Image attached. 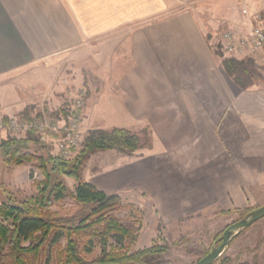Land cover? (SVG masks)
I'll use <instances>...</instances> for the list:
<instances>
[{
	"label": "crops",
	"instance_id": "obj_1",
	"mask_svg": "<svg viewBox=\"0 0 264 264\" xmlns=\"http://www.w3.org/2000/svg\"><path fill=\"white\" fill-rule=\"evenodd\" d=\"M205 1L0 0V121L24 107L11 81L19 74L126 33L121 52L116 45L109 52L112 71L123 68L116 89L88 95L87 111L116 108L127 118L123 128L147 131L149 147L131 156L104 152L116 165L91 184L108 195L136 194L163 227L204 211L257 207L264 202V86L240 89L224 72L207 41L218 27L199 14Z\"/></svg>",
	"mask_w": 264,
	"mask_h": 264
},
{
	"label": "rangeland",
	"instance_id": "obj_2",
	"mask_svg": "<svg viewBox=\"0 0 264 264\" xmlns=\"http://www.w3.org/2000/svg\"><path fill=\"white\" fill-rule=\"evenodd\" d=\"M244 9L248 10L249 14H254L264 10V6L261 9L251 10L249 4L243 2V0H208L199 6V14L204 18L206 26L210 29L213 26L218 27L217 33L209 35L207 39L214 55L218 51L222 58H229L216 46V39L226 29L240 30L243 25L245 26L246 20L242 15ZM126 36V33L118 38L111 36L113 40H116L114 41L116 44L112 43L110 37L108 44L105 42L101 45L102 41L93 42L92 49L89 52H82L78 57L62 56L39 65L23 75L19 74L20 77L18 78L20 80L11 81L13 82V88L20 94L24 107L20 114L13 117L18 118L19 115L24 113L31 117L42 113H63L73 104L76 98L82 97L85 102L82 143L89 130L99 127L104 129L127 127L129 124L125 114L118 112L116 108L110 109V111L106 110L101 115L98 111L93 115L88 114L87 111L89 97L103 92L111 94L115 91L117 74L119 71H123V68L115 66L112 71L109 52L113 54L112 47L116 45L115 53H120L124 41L120 45V50L118 42L120 43L121 39L123 40ZM104 41L107 40L104 39ZM99 56H105L106 58L102 61ZM216 58L221 60V58ZM243 59H250L253 62L254 71L258 74L253 77L251 87H263L264 50L237 60ZM140 130L139 126L133 132L139 133ZM0 135L2 140L8 138L22 139L26 136L12 135L2 130H0ZM28 146L30 153L55 156V149L52 144L39 141L35 145L29 144ZM2 155L3 153L0 150V161H2ZM110 161L112 162L110 163ZM115 165L116 159L107 158L105 153L91 155L84 163L83 179L89 183L93 180L103 182L104 177H102V174ZM42 180V173L36 169L35 163L24 164L23 166H7L3 161L0 162V204L6 202L7 199L20 201L34 195L36 193L34 183ZM63 182L73 192L74 181L63 178ZM117 196L123 209L115 216L119 217L124 224L133 221L130 218L141 217L140 231L129 252H136L152 246L165 249V253L155 257L162 264L196 263L204 256L203 253L209 252L224 230L244 218L247 211V209L221 213L204 211L163 227L160 221L155 218L151 207L143 203V200L136 194L130 192L121 195L118 193ZM259 203L257 207L255 206L252 209L264 205L262 201ZM52 210H60L65 215H72L76 211V205L74 201L67 198L56 204ZM136 212L141 215H137ZM59 243L62 246L65 241L60 240ZM113 243L114 240H110V244ZM99 254L100 249L96 247L92 249L91 253L84 255V259L91 263ZM49 255L47 253L45 264H53L54 250L51 256L52 262L49 260ZM223 259H231V264H264V218L243 230L237 237L235 236L223 251L220 260Z\"/></svg>",
	"mask_w": 264,
	"mask_h": 264
},
{
	"label": "trees",
	"instance_id": "obj_3",
	"mask_svg": "<svg viewBox=\"0 0 264 264\" xmlns=\"http://www.w3.org/2000/svg\"><path fill=\"white\" fill-rule=\"evenodd\" d=\"M215 56L221 58L224 72L240 89L252 86L253 77L258 74L250 59L222 58L218 51ZM60 114L65 112L53 115ZM19 116L26 120L29 117L26 113ZM1 121L5 124L8 118ZM147 136L146 130L139 133L125 128L89 130L79 151L67 160L30 153L28 145L39 143L34 133L22 139L2 140L0 150L5 165L35 163L43 180L34 183V195L20 201L7 199L0 204V264H45L47 253L52 262L53 250V264H162L155 257L165 253V249L152 246L129 252L140 231L141 217L130 218L133 221L124 224L115 216L123 209L119 197L98 190L82 176L84 163L91 155L114 151L131 156L149 145ZM63 178L74 181L73 192L65 186ZM67 198L76 205L72 215L52 210ZM252 210L247 209L246 214ZM60 240L65 244L61 246ZM110 240L114 243L110 244ZM96 247L100 249L99 256L87 262L84 255ZM209 252L203 253L204 256ZM220 257L213 264H231V259Z\"/></svg>",
	"mask_w": 264,
	"mask_h": 264
},
{
	"label": "built area",
	"instance_id": "obj_4",
	"mask_svg": "<svg viewBox=\"0 0 264 264\" xmlns=\"http://www.w3.org/2000/svg\"><path fill=\"white\" fill-rule=\"evenodd\" d=\"M242 15L246 20L242 29H226L216 39V46L229 58L241 59L264 50V10L249 14L244 9ZM84 105V99L78 97L65 115L42 113L27 120L11 117L5 124L0 121V130L17 136L34 133L40 142L53 145L55 156L67 160L81 147Z\"/></svg>",
	"mask_w": 264,
	"mask_h": 264
},
{
	"label": "water",
	"instance_id": "obj_5",
	"mask_svg": "<svg viewBox=\"0 0 264 264\" xmlns=\"http://www.w3.org/2000/svg\"><path fill=\"white\" fill-rule=\"evenodd\" d=\"M263 218L264 205L252 210L251 212L246 214L244 218L228 226L224 230L222 235L214 242L211 251L194 264H213L222 255L225 248L229 245V243L235 236H237L242 230L250 227Z\"/></svg>",
	"mask_w": 264,
	"mask_h": 264
}]
</instances>
